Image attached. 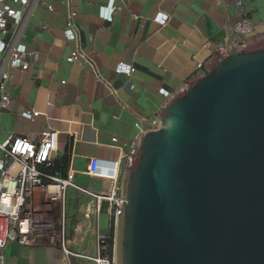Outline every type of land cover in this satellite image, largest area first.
I'll use <instances>...</instances> for the list:
<instances>
[{
    "label": "crops",
    "instance_id": "obj_1",
    "mask_svg": "<svg viewBox=\"0 0 264 264\" xmlns=\"http://www.w3.org/2000/svg\"><path fill=\"white\" fill-rule=\"evenodd\" d=\"M43 2L52 10L28 1L18 27V42L33 53L29 67L11 70L0 53V68L11 74L6 82L10 102H0V141L12 134L33 138L57 130L75 182L98 193H107L111 180L88 175L90 160H96L98 171L116 173L123 186L136 152L130 146L139 134L138 116L160 118L186 89L187 79L201 74L195 72L200 63L209 67L232 47L264 48V0H114L113 10L109 0ZM69 4L76 11L78 45L87 62L65 59L76 45L63 34ZM158 12L169 17L163 25L153 19ZM8 23L11 30L17 26ZM119 62L134 71L116 72ZM31 110L39 114L22 116ZM88 201L81 191L66 192L65 246L72 254L59 245L8 241L3 249L7 263L96 264L98 236L109 233L112 224L115 234L118 221L106 213V201L97 216L84 218L81 210Z\"/></svg>",
    "mask_w": 264,
    "mask_h": 264
},
{
    "label": "water",
    "instance_id": "obj_2",
    "mask_svg": "<svg viewBox=\"0 0 264 264\" xmlns=\"http://www.w3.org/2000/svg\"><path fill=\"white\" fill-rule=\"evenodd\" d=\"M197 71L124 174L119 264H264V48Z\"/></svg>",
    "mask_w": 264,
    "mask_h": 264
},
{
    "label": "built area",
    "instance_id": "obj_3",
    "mask_svg": "<svg viewBox=\"0 0 264 264\" xmlns=\"http://www.w3.org/2000/svg\"><path fill=\"white\" fill-rule=\"evenodd\" d=\"M28 1H35L52 10V6L45 4L43 0H0V53L5 54V62L11 70L27 69L33 54L17 39L18 27L24 18L23 6ZM108 6L113 10L114 0H109ZM75 18L76 11L69 4L63 34L76 45L65 59L68 62H87V54L81 51L78 45L80 31ZM168 18V15L162 12L153 17L154 21L161 25L165 24ZM9 20L15 22V29L11 30ZM203 46L207 47V43ZM115 71L129 75L134 68L119 62ZM10 76L9 72L0 68V102L3 105L10 102L6 91V82ZM98 80H101L100 77ZM37 114L38 111L31 110L23 112L22 116L31 119ZM144 123L147 124V129L143 128ZM158 123L159 118L146 119L138 116L135 125L139 134L130 148L138 151L141 135L148 129H154ZM111 140L115 141L116 138ZM65 153V147H61L60 133L55 129L41 131L33 138L26 134H12L0 141V264H8L3 254L8 241H16L21 245L38 242L59 245L65 254H72L65 246L66 192L69 188L90 196V201L81 210L84 218H89L92 214L97 216L102 211V202L106 201V213L113 223L118 221L125 196L117 174L98 171L96 160H90L86 169L88 175L105 176L111 180L109 191L98 193L77 184L73 169L67 168L64 175L48 172L47 168L52 166L54 160ZM108 237L107 233L97 238V249L93 258L96 264H112L104 254L105 240Z\"/></svg>",
    "mask_w": 264,
    "mask_h": 264
},
{
    "label": "trees",
    "instance_id": "obj_4",
    "mask_svg": "<svg viewBox=\"0 0 264 264\" xmlns=\"http://www.w3.org/2000/svg\"><path fill=\"white\" fill-rule=\"evenodd\" d=\"M212 66H213V64L211 66H209V67H212ZM200 76H202V74H200L198 76H195V77L188 78L187 79V87L188 86H192L195 83L196 79L199 78ZM138 152L139 151H136L135 154L133 155V157H134L133 163L128 167V169H130V168H132V167H134L136 165ZM67 163H68V156L66 155V153L62 154V155L58 156L54 160L52 166L47 168V171L50 172V173H56L57 172L60 175H64L65 171L67 169ZM108 235H109V237L106 238V240H105L106 250L104 251V254L111 260L112 248H113V243H114L113 242L114 241L113 240V238H114L113 224L110 227V231H109Z\"/></svg>",
    "mask_w": 264,
    "mask_h": 264
},
{
    "label": "rangeland",
    "instance_id": "obj_5",
    "mask_svg": "<svg viewBox=\"0 0 264 264\" xmlns=\"http://www.w3.org/2000/svg\"><path fill=\"white\" fill-rule=\"evenodd\" d=\"M113 248H112V257H111V263L112 264H119V258H118V229L114 234L113 238Z\"/></svg>",
    "mask_w": 264,
    "mask_h": 264
}]
</instances>
